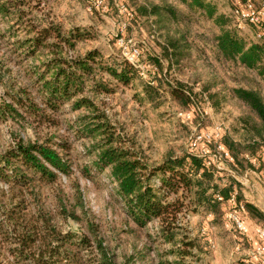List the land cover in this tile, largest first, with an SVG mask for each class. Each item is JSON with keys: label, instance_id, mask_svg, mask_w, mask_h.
Instances as JSON below:
<instances>
[{"label": "rangeland", "instance_id": "374dc122", "mask_svg": "<svg viewBox=\"0 0 264 264\" xmlns=\"http://www.w3.org/2000/svg\"><path fill=\"white\" fill-rule=\"evenodd\" d=\"M95 1L26 0L22 23L52 21L65 34L72 27L84 28L90 36L77 41L74 50L66 54L83 55L96 49L107 64L123 56L120 41L137 48L134 61L139 75L129 84H115L107 73L98 71L95 78L108 82L114 90L96 93L88 88L82 95L104 111L125 146L148 165L160 163L167 155L180 156L189 151L188 141L194 134L213 135L217 129L223 140L237 143L239 147L234 145L229 152L233 158L220 157L219 168H212V183L218 188L229 187L228 199L221 200L217 213L189 207L179 213L184 237L191 240L192 247L187 250L190 254L182 257L169 252L175 247L158 237V222L135 225L114 194L109 169L98 170L92 164L95 140L80 136L77 120L87 111L72 108V100L56 111L43 104L36 71L44 69L47 50L25 58L24 49L16 42L24 35L25 26L17 29L1 22L0 99L32 101L36 112L18 108L21 116L0 119V151L21 140L63 141L67 147L58 151L67 160L70 172L58 173L52 183L33 181L26 187L0 180V260H10L7 249L13 243L8 237L15 233L13 221L4 213H24L31 220L33 213L41 210L63 230L91 235L87 225L92 224L119 264H250V252L257 242L252 228L264 221V161L260 158L264 145L257 134L260 120L234 90H255L264 102V83L256 69L221 57L215 39L224 27L235 31L247 44L259 42L257 34L262 32L264 22L236 26L229 0H200L203 7L199 10L189 0H102L94 8ZM150 4L176 9L177 16L169 24L184 34L190 48L178 63H171L173 57L162 58V70H155L149 62L150 54L163 55V38L156 30L155 34L151 31L155 19L141 13ZM147 81L152 83L149 92L143 91ZM173 87L181 90L173 94ZM190 109L191 114L185 117L183 113ZM240 144L248 145V150ZM237 198L251 203L262 214L254 216L252 223L244 219L248 223L246 233H239L227 217L239 210ZM70 212L75 216H69Z\"/></svg>", "mask_w": 264, "mask_h": 264}, {"label": "trees", "instance_id": "16d2710c", "mask_svg": "<svg viewBox=\"0 0 264 264\" xmlns=\"http://www.w3.org/2000/svg\"><path fill=\"white\" fill-rule=\"evenodd\" d=\"M189 2L193 7H198V10L203 7L200 0ZM25 3L26 0H0V23L5 22L9 27L16 26L17 29L25 26L24 35L16 41L18 47L24 49L25 58L36 53L42 54L46 50L49 53L42 61L44 69L36 71L39 88L44 93L43 104L56 111L60 105L72 100V108L83 107L87 111L77 119L79 134L83 138L92 137L95 140L92 164L98 170L109 169L114 194L122 204L123 213L138 227L157 221L155 232L158 237L162 242L171 243V248L175 247L169 249V252H175L180 257L190 254L187 250L192 247V242L184 237L178 214L188 207L193 208L192 210L204 208L217 213L221 200L228 199L229 187L218 188L217 184L212 183V168L207 167L204 157L195 152L186 151L180 156L167 155L160 163L148 165L130 147L125 146L119 133L108 122L104 111L82 94L88 88L96 93L114 90L108 82L95 78L98 71L107 73L115 84H129L139 75L136 63H131L122 56L115 57L112 64H107L102 61V56L96 49L88 50L83 55L66 54L68 50H74L77 41L89 37V32L84 28L72 27L65 34L52 21L45 24L30 21L24 25L22 20L25 16ZM175 10L168 5L150 4L143 7L141 12L155 19L151 24V31L154 34L158 32L163 38V55L149 56V62L155 70L163 69L162 58L172 60L173 57L171 63H178L177 59L186 58V53L190 50L184 34L169 24L177 16ZM259 38V42L247 44L235 31L222 27L215 43L221 57L238 60L243 66L256 69L264 83V23ZM151 85L148 81L144 83L143 91L149 92ZM177 90L181 89L173 87L171 93L174 94ZM234 93L260 120L257 134L264 145V102L261 96L252 89L237 88ZM32 106V101L25 103L20 97L12 102L0 99V119L4 121L21 116L18 108H27L30 114H35L36 106ZM50 140L16 141L0 151V180L26 187L33 181L52 183L58 173L68 175L69 164L58 151L66 149V143ZM220 142L228 153L232 152L234 145L239 147L237 143L223 138ZM252 142L254 140L250 143ZM247 147L244 144L243 149L248 150ZM209 189L212 191L208 192ZM217 196L220 198L217 199ZM241 201L237 198L238 204L243 206V211L240 212L243 220H250L252 223L254 216L262 217L254 205ZM61 211L66 214L64 208ZM4 214L7 220L13 221L15 233L8 237L13 243V247L7 249L10 260H0V264H119L114 253L96 235L94 226L90 223L87 228L91 235H88L58 228L47 213L41 210L33 213L34 219L31 220L24 213L9 211ZM14 214L19 215L18 218ZM68 214L75 216L73 212ZM158 264L165 263L159 261Z\"/></svg>", "mask_w": 264, "mask_h": 264}, {"label": "built area", "instance_id": "2783aa9c", "mask_svg": "<svg viewBox=\"0 0 264 264\" xmlns=\"http://www.w3.org/2000/svg\"><path fill=\"white\" fill-rule=\"evenodd\" d=\"M231 1L233 7L231 13L234 17V21L237 24L236 26H240V24L246 22L254 26H259L264 22V0H244L241 2L240 0H229ZM102 0H97L93 3L94 8L101 5ZM257 36H261V32L257 34ZM120 44L123 49V57L126 58L131 63H135L134 57L138 56V49L132 47V45H128L123 41H120ZM192 110L186 111L183 113L185 117H188L191 114ZM217 129H215L214 134L211 135L209 133L194 134L190 137L188 141V150L197 153L200 156H203L205 159V165L211 168H219L217 164L221 162L219 159L222 157L223 159H231V156L224 148L222 143L220 142L221 135H218ZM203 141L202 145L199 144V140ZM213 144V148L211 145ZM260 158L264 161V150L261 152ZM220 197L217 196V199ZM239 210L243 211V206L239 204ZM238 211L229 213L228 220H230L236 230L239 233H246L247 224L245 220L241 218ZM252 235L256 238V243L252 246L251 256H250V264H264V223L255 225L253 228Z\"/></svg>", "mask_w": 264, "mask_h": 264}]
</instances>
